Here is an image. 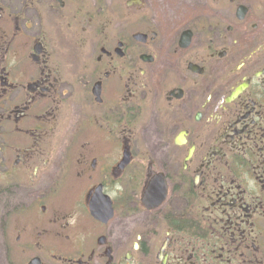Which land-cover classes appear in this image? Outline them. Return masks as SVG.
I'll list each match as a JSON object with an SVG mask.
<instances>
[{"label":"flooded vegetation","instance_id":"obj_1","mask_svg":"<svg viewBox=\"0 0 264 264\" xmlns=\"http://www.w3.org/2000/svg\"><path fill=\"white\" fill-rule=\"evenodd\" d=\"M0 264H264V0H0Z\"/></svg>","mask_w":264,"mask_h":264}]
</instances>
